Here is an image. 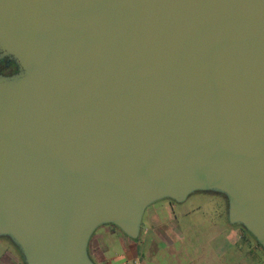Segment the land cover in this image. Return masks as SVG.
Returning <instances> with one entry per match:
<instances>
[{
  "label": "water",
  "instance_id": "95a60500",
  "mask_svg": "<svg viewBox=\"0 0 264 264\" xmlns=\"http://www.w3.org/2000/svg\"><path fill=\"white\" fill-rule=\"evenodd\" d=\"M0 235L95 264L101 224L195 191L264 250V0H0Z\"/></svg>",
  "mask_w": 264,
  "mask_h": 264
},
{
  "label": "rangeland",
  "instance_id": "374dc122",
  "mask_svg": "<svg viewBox=\"0 0 264 264\" xmlns=\"http://www.w3.org/2000/svg\"><path fill=\"white\" fill-rule=\"evenodd\" d=\"M184 202L191 209L188 230H183L180 223L183 217L179 215L177 221L167 224L166 231L168 234L175 225L177 234L169 232L167 239H154L151 243L148 238L149 245L157 249L148 254L145 264H264V250L254 236L247 233L240 224H231L223 217L224 204L227 203L223 194L195 191ZM142 223L141 234L146 228L144 219ZM149 230L150 233L154 232ZM234 231L236 234L232 236ZM226 234L228 245L224 249Z\"/></svg>",
  "mask_w": 264,
  "mask_h": 264
},
{
  "label": "crops",
  "instance_id": "0c3cea01",
  "mask_svg": "<svg viewBox=\"0 0 264 264\" xmlns=\"http://www.w3.org/2000/svg\"><path fill=\"white\" fill-rule=\"evenodd\" d=\"M203 192L206 191H196ZM187 199V198H186ZM185 199V200H186ZM184 200V201H185ZM175 202L169 198H163L149 204L143 213L146 228L142 231V224L137 238H130L122 232L117 226L110 223L99 225L92 233L88 242V255L95 264H145L146 257L149 253L154 252L157 247H152L151 243L154 239L168 238L169 232L178 233L175 225L172 230L168 231L167 224L171 221H177V216L181 215L183 220L181 224L183 230H188L190 226L191 209L186 206L185 202ZM224 218L227 217V203L224 204ZM222 216V213H220ZM179 218V217H178ZM142 219V220H143ZM152 229L154 232L150 233ZM166 233V234H165ZM184 233V231H183ZM236 232L232 233L235 236ZM226 243L223 248L228 245L227 234L224 238ZM220 247H222L220 245ZM0 264H25L22 254L14 242L7 236L0 235ZM190 264H220V263H190ZM231 264H240L233 262Z\"/></svg>",
  "mask_w": 264,
  "mask_h": 264
},
{
  "label": "flooded vegetation",
  "instance_id": "af4514ba",
  "mask_svg": "<svg viewBox=\"0 0 264 264\" xmlns=\"http://www.w3.org/2000/svg\"><path fill=\"white\" fill-rule=\"evenodd\" d=\"M19 70V66L11 56H2L0 53V75L10 76L18 73Z\"/></svg>",
  "mask_w": 264,
  "mask_h": 264
},
{
  "label": "trees",
  "instance_id": "16d2710c",
  "mask_svg": "<svg viewBox=\"0 0 264 264\" xmlns=\"http://www.w3.org/2000/svg\"><path fill=\"white\" fill-rule=\"evenodd\" d=\"M245 231L247 232V233H249V234H251L250 232H248L246 229H245ZM252 235V234H251Z\"/></svg>",
  "mask_w": 264,
  "mask_h": 264
}]
</instances>
